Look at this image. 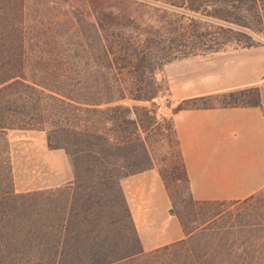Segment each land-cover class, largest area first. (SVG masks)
Listing matches in <instances>:
<instances>
[{"label": "trees", "instance_id": "trees-1", "mask_svg": "<svg viewBox=\"0 0 264 264\" xmlns=\"http://www.w3.org/2000/svg\"><path fill=\"white\" fill-rule=\"evenodd\" d=\"M263 32L264 0H0V264H264V188L232 202L251 204L248 217L216 207L231 201L193 200L170 118L180 174L153 162L145 105L166 90V63L254 47ZM30 59L39 82L25 79ZM258 105L250 86L175 109ZM9 129L42 131L71 181L15 192ZM152 166L184 236L143 251L118 181ZM185 203L187 221L176 210Z\"/></svg>", "mask_w": 264, "mask_h": 264}, {"label": "crops", "instance_id": "crops-1", "mask_svg": "<svg viewBox=\"0 0 264 264\" xmlns=\"http://www.w3.org/2000/svg\"><path fill=\"white\" fill-rule=\"evenodd\" d=\"M235 52L241 55L221 61L226 65L241 61L244 67L254 62L260 69L254 78L247 76L226 87L191 80L192 76L198 78V69L200 72L203 67L212 70L219 65L216 53L177 59L163 66L166 90L165 95L157 99L159 104L161 101L165 104L158 109L162 108L170 117L193 200L241 201L264 188V57L254 54L252 48H241ZM250 86L258 88V106L175 109L185 100ZM37 132L44 134L38 130H9V149L11 135ZM43 146L47 150H56L47 148L45 135ZM8 154L10 162L12 152ZM11 165L12 161L10 171ZM71 179L72 169L71 178L60 185L25 191L58 187ZM118 183L141 250L146 251L184 236L176 216L170 211L167 192L154 166L122 177ZM161 230L162 236L155 238L153 231Z\"/></svg>", "mask_w": 264, "mask_h": 264}, {"label": "rangeland", "instance_id": "rangeland-1", "mask_svg": "<svg viewBox=\"0 0 264 264\" xmlns=\"http://www.w3.org/2000/svg\"><path fill=\"white\" fill-rule=\"evenodd\" d=\"M253 38L257 40L256 44L252 48L254 54H259L264 57V32L260 34H253ZM241 48L227 47L223 51L216 52L218 57V66L214 69L208 70L207 67L198 69V78L192 76L191 80H198L200 84L212 83L220 87L229 86L235 81H239L242 78L245 79L247 76L255 77L257 75L260 66L258 63L251 62L245 67L242 66L241 61L229 62L227 65L221 59H226L232 56H239L241 54L235 52ZM215 54V53H213ZM212 54H207L209 56ZM253 57V56H252ZM254 58V57H253ZM38 64L34 63V60L30 59L27 61L25 72V79H30L35 82H39L41 78L39 75ZM162 80L165 81V73L162 67ZM255 87V86H253ZM257 88V87H256ZM258 91V88H257ZM259 98L260 93L258 91ZM165 95V91L160 97ZM158 99H153L150 103L146 102L145 105L148 108H151L154 111L155 119L149 125L146 131V142L148 143L149 153L153 162L157 163L158 167L163 170V173L173 175L180 174L179 163L176 158V150L174 137L172 131L169 127V115L163 112L162 108L158 109L161 104H165L161 101V104L158 103ZM211 104L217 103L216 100H211ZM12 130V129H9ZM5 131L4 137L6 139L8 152H12V159L10 157V162L12 161L11 175L12 176V185L13 190L25 191L28 189H39L43 187H50L52 185H60L67 179L71 178V168L69 165L68 158L63 153L62 150H47L43 146L44 134L34 133L32 135H16L13 134L10 136L11 149H9V137ZM13 130H22V129H13ZM14 177V179H13ZM14 182L16 184H14ZM168 182H171L168 180ZM179 183H169V190L173 197L184 198V189ZM256 207L264 208V194L262 195L259 202H256ZM217 208L227 210V212L238 211L242 216L248 217V211L251 208V204L247 205L239 203L233 205L232 202H223L216 205ZM191 208L190 205L182 204L176 205V210L182 216L184 221L189 220L191 217ZM196 209V208H195ZM225 215V214H224ZM161 216L159 215V218ZM194 221L200 219V216L196 214ZM158 218V219H159ZM153 236L159 238L162 236L163 231L155 232Z\"/></svg>", "mask_w": 264, "mask_h": 264}]
</instances>
